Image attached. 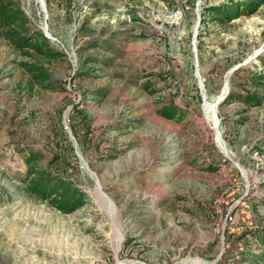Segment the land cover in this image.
I'll list each match as a JSON object with an SVG mask.
<instances>
[{
	"label": "rangeland",
	"instance_id": "374dc122",
	"mask_svg": "<svg viewBox=\"0 0 264 264\" xmlns=\"http://www.w3.org/2000/svg\"><path fill=\"white\" fill-rule=\"evenodd\" d=\"M43 1L21 5L64 52L46 62L53 89L26 90L0 37V264H246L264 228V100L225 96L264 71V4L219 24L204 8L224 0ZM170 100L182 118L157 112ZM31 149L89 200L63 213L28 192Z\"/></svg>",
	"mask_w": 264,
	"mask_h": 264
},
{
	"label": "trees",
	"instance_id": "16d2710c",
	"mask_svg": "<svg viewBox=\"0 0 264 264\" xmlns=\"http://www.w3.org/2000/svg\"><path fill=\"white\" fill-rule=\"evenodd\" d=\"M262 4L264 0H224L207 4L204 12L211 20L225 24L240 15L255 12ZM30 24V18L24 11L21 0H0V37L7 40L24 57L17 61L24 74H27L24 88L29 92L34 85L53 89L55 84L46 62L62 58L64 52L52 46L43 32L38 28H31ZM149 83L147 80L143 85L148 88ZM242 85L241 90L230 89L225 96L226 101H239L243 110L263 102L264 71L251 70ZM96 91L98 94L105 93L101 87L96 88ZM157 112L163 117L178 119L185 114V110L172 100L158 107ZM40 158L41 153L37 149H31L25 154L23 179L28 192L63 213L73 212L89 200V194L74 180L41 165ZM257 232L255 236L262 249L244 254L246 264H264V228Z\"/></svg>",
	"mask_w": 264,
	"mask_h": 264
},
{
	"label": "water",
	"instance_id": "95a60500",
	"mask_svg": "<svg viewBox=\"0 0 264 264\" xmlns=\"http://www.w3.org/2000/svg\"><path fill=\"white\" fill-rule=\"evenodd\" d=\"M41 6H42V8H44V6H45V3H44L43 0L41 1ZM41 31L43 32V34H44L47 38H49V35L46 33L45 30L42 29ZM66 126H67V130H68V132H69L71 138L73 139V135L71 134V130H70L69 126H68L67 124H66ZM76 153L78 154V156L80 157V159L84 162L85 166H86L87 168H89V167H88V164H87V162H86V160L82 157V155H81V153L78 151V149H76ZM89 170H90V172L93 173V175L95 176V181H96L97 185L100 187L99 178L96 176V174H95V172H94L93 170H91L90 168H89Z\"/></svg>",
	"mask_w": 264,
	"mask_h": 264
},
{
	"label": "built area",
	"instance_id": "2783aa9c",
	"mask_svg": "<svg viewBox=\"0 0 264 264\" xmlns=\"http://www.w3.org/2000/svg\"><path fill=\"white\" fill-rule=\"evenodd\" d=\"M24 11L28 15V13H27V11L25 9H24ZM226 219L229 220V221H233L235 219V215H233L232 213H228ZM254 239H255L254 245L258 246L257 249H254V250L259 251L260 249H262L261 243H260V241L258 240V238L256 236L254 237Z\"/></svg>",
	"mask_w": 264,
	"mask_h": 264
},
{
	"label": "bare ground",
	"instance_id": "6f19581e",
	"mask_svg": "<svg viewBox=\"0 0 264 264\" xmlns=\"http://www.w3.org/2000/svg\"><path fill=\"white\" fill-rule=\"evenodd\" d=\"M47 25V24H46ZM50 39V38H49ZM207 104H208V102H207ZM209 108V106L208 105H206V109H208ZM213 112H215V111H213ZM93 174V173H92ZM98 186V185H97Z\"/></svg>",
	"mask_w": 264,
	"mask_h": 264
}]
</instances>
